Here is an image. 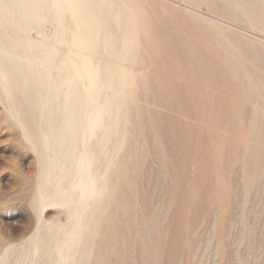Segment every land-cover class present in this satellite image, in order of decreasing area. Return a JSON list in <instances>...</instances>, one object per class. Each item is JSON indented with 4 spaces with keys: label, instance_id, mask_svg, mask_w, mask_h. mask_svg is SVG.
I'll return each mask as SVG.
<instances>
[{
    "label": "rangeland",
    "instance_id": "1",
    "mask_svg": "<svg viewBox=\"0 0 264 264\" xmlns=\"http://www.w3.org/2000/svg\"><path fill=\"white\" fill-rule=\"evenodd\" d=\"M138 1L161 44L147 47L156 71L152 65L134 98L145 106L135 129L137 169L128 153L118 158L119 179L133 192L111 195L99 264H264V167L247 175L252 104L233 75H264V34L205 4ZM37 152L0 101V264L11 251L9 264H27L34 239L46 245L49 225L68 221L63 196L34 208ZM46 193L52 199L56 188L46 185Z\"/></svg>",
    "mask_w": 264,
    "mask_h": 264
},
{
    "label": "bare ground",
    "instance_id": "2",
    "mask_svg": "<svg viewBox=\"0 0 264 264\" xmlns=\"http://www.w3.org/2000/svg\"><path fill=\"white\" fill-rule=\"evenodd\" d=\"M183 1L240 17L264 34V0ZM146 14L138 0H0V101L42 159L34 208L63 196L68 213L66 224L49 225L46 245L34 239L27 264H99V232L111 195L133 192L119 179L118 158L128 153L124 160L137 169L135 129L143 125L145 106L134 98L145 90L152 65L155 70L149 45L161 44ZM129 62L143 72L128 68ZM248 74L233 75L252 104L248 129L256 139L245 166L247 175L254 168V177L264 167L258 146L264 145V75ZM46 185L56 188L52 199Z\"/></svg>",
    "mask_w": 264,
    "mask_h": 264
}]
</instances>
